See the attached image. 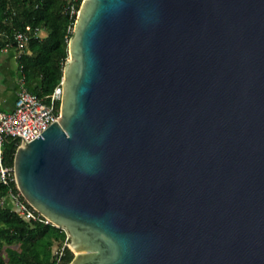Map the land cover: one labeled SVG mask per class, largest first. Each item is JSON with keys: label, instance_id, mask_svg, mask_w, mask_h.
Instances as JSON below:
<instances>
[{"label": "water", "instance_id": "1", "mask_svg": "<svg viewBox=\"0 0 264 264\" xmlns=\"http://www.w3.org/2000/svg\"><path fill=\"white\" fill-rule=\"evenodd\" d=\"M61 83L13 167L68 264H264V0H81Z\"/></svg>", "mask_w": 264, "mask_h": 264}, {"label": "trees", "instance_id": "2", "mask_svg": "<svg viewBox=\"0 0 264 264\" xmlns=\"http://www.w3.org/2000/svg\"><path fill=\"white\" fill-rule=\"evenodd\" d=\"M67 1L0 0V47L6 43L14 47V32L24 30L27 25L47 30L45 36H32L25 50L17 56L23 80H40L37 86L28 89L45 99L61 81L68 57V41L76 15L70 16ZM80 3L81 0L77 2V9ZM17 142L12 137L4 139L6 165L13 164ZM10 189L17 192L13 182L9 186L0 183V264H68L73 252L67 245L60 256L52 251L55 242H69L66 232L50 224L20 218L5 198ZM4 245L6 257L2 251Z\"/></svg>", "mask_w": 264, "mask_h": 264}, {"label": "built area", "instance_id": "3", "mask_svg": "<svg viewBox=\"0 0 264 264\" xmlns=\"http://www.w3.org/2000/svg\"><path fill=\"white\" fill-rule=\"evenodd\" d=\"M79 0H68L67 10L70 16L77 15L76 8ZM39 27L32 28L29 25L24 30H17L13 34L14 48L17 56L25 50L29 39L32 36H41ZM69 30H71L69 26ZM73 30V29H72ZM10 48L6 43L0 47V50ZM62 96L61 81L55 86L53 91L47 95L46 99L40 97L27 87H20L17 91L14 106L11 110L4 111L0 109V183L9 186L15 181V172L12 165H6L3 160V142L6 137L16 139L17 147L23 142H30L37 137L50 124L59 119V107ZM9 201L11 209L16 212L20 218L27 222H41L44 225H54L49 219L36 211L22 196L17 188V192L9 190L5 197ZM4 201V199H3ZM68 246V245H67ZM64 247L57 251L60 256ZM59 261V259H58ZM57 261V262H58Z\"/></svg>", "mask_w": 264, "mask_h": 264}, {"label": "crops", "instance_id": "4", "mask_svg": "<svg viewBox=\"0 0 264 264\" xmlns=\"http://www.w3.org/2000/svg\"><path fill=\"white\" fill-rule=\"evenodd\" d=\"M40 35H47V30L41 28ZM39 79L25 82L17 63V51L14 47L0 50V109L11 110L14 106L17 91L20 87L34 88Z\"/></svg>", "mask_w": 264, "mask_h": 264}, {"label": "rangeland", "instance_id": "5", "mask_svg": "<svg viewBox=\"0 0 264 264\" xmlns=\"http://www.w3.org/2000/svg\"><path fill=\"white\" fill-rule=\"evenodd\" d=\"M68 243L69 242H67V241H64L62 243L55 242V244L52 247L53 253H57V251L61 250L65 245H68ZM14 246H16V244ZM4 247H5V245L2 246V251H3V255L6 257L5 252H4Z\"/></svg>", "mask_w": 264, "mask_h": 264}, {"label": "bare ground", "instance_id": "6", "mask_svg": "<svg viewBox=\"0 0 264 264\" xmlns=\"http://www.w3.org/2000/svg\"><path fill=\"white\" fill-rule=\"evenodd\" d=\"M18 60V59H17Z\"/></svg>", "mask_w": 264, "mask_h": 264}]
</instances>
